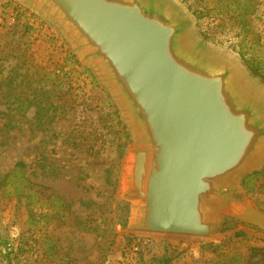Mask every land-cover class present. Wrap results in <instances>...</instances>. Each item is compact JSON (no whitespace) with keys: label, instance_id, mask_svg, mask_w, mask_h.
I'll return each instance as SVG.
<instances>
[{"label":"rangeland","instance_id":"1","mask_svg":"<svg viewBox=\"0 0 264 264\" xmlns=\"http://www.w3.org/2000/svg\"><path fill=\"white\" fill-rule=\"evenodd\" d=\"M175 1L192 36L264 92V0L243 25L234 0ZM133 141L111 93L58 28L25 0H0V182L18 162L26 179L18 195L9 178L0 183V264H161L163 256L263 264L252 249L264 247V230L228 216L210 237L131 230L123 181ZM248 175L234 197L264 213V162Z\"/></svg>","mask_w":264,"mask_h":264},{"label":"water","instance_id":"2","mask_svg":"<svg viewBox=\"0 0 264 264\" xmlns=\"http://www.w3.org/2000/svg\"><path fill=\"white\" fill-rule=\"evenodd\" d=\"M25 1L94 68L131 130V230L210 237L223 216L264 230V213L234 197L264 162V92L192 36L175 0Z\"/></svg>","mask_w":264,"mask_h":264},{"label":"trees","instance_id":"3","mask_svg":"<svg viewBox=\"0 0 264 264\" xmlns=\"http://www.w3.org/2000/svg\"><path fill=\"white\" fill-rule=\"evenodd\" d=\"M232 2L235 4V7L240 10L239 13H241V14H239V16H238V21H239V24L243 25L245 23L246 15L254 12L255 0H236V1L234 0ZM27 30H28V27H24L21 34H23V33L25 34L27 32ZM243 55L244 54L242 53V56ZM245 61L249 64V66L253 72H255V73L259 72L260 66H257L255 63H253V60L251 57L246 58ZM14 100L17 101L18 104L20 103L18 99L15 98ZM21 108H23L22 104H21ZM42 109H44V108H42ZM122 134H123V137L125 139L128 138V136H129L126 131H124ZM22 165H23L22 162L16 163L14 168L9 173H7L3 178V180L5 178L6 179L9 178L5 182V185H10L11 188L13 187L14 194H16V195L21 193V189L23 187L22 181H23V179H25L21 176L23 174L22 171L20 170ZM251 176L252 175H247L246 178L251 177ZM12 177L14 178V180L16 179L14 182H12ZM25 181H26V179H25ZM126 216L127 215L125 214V218L123 220H121V222L123 221L122 225L125 224L124 221H126ZM252 251L254 252L253 255H258L259 260L264 264V247L254 248V249H252ZM161 264H170V258L167 256H163Z\"/></svg>","mask_w":264,"mask_h":264},{"label":"built area","instance_id":"4","mask_svg":"<svg viewBox=\"0 0 264 264\" xmlns=\"http://www.w3.org/2000/svg\"><path fill=\"white\" fill-rule=\"evenodd\" d=\"M148 234H149V233H148ZM144 241H145V240H144L143 238H141V237H137V238H136V242H139V243H140V242H144Z\"/></svg>","mask_w":264,"mask_h":264}]
</instances>
